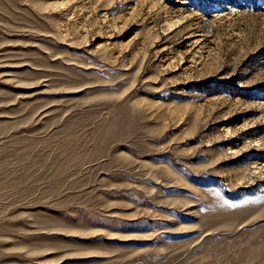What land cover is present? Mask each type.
Instances as JSON below:
<instances>
[{
	"label": "rangeland",
	"instance_id": "rangeland-1",
	"mask_svg": "<svg viewBox=\"0 0 264 264\" xmlns=\"http://www.w3.org/2000/svg\"><path fill=\"white\" fill-rule=\"evenodd\" d=\"M0 264H264V0H0Z\"/></svg>",
	"mask_w": 264,
	"mask_h": 264
}]
</instances>
